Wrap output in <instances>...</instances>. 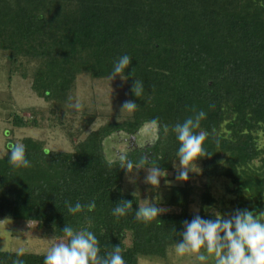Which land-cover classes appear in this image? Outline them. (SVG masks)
Returning a JSON list of instances; mask_svg holds the SVG:
<instances>
[{
	"label": "trees",
	"instance_id": "trees-1",
	"mask_svg": "<svg viewBox=\"0 0 264 264\" xmlns=\"http://www.w3.org/2000/svg\"><path fill=\"white\" fill-rule=\"evenodd\" d=\"M0 53L7 58L9 81L14 76L27 81L49 105L48 120L61 127L69 114L72 120L76 116L72 105L80 77L94 84L111 80L123 55L132 59L125 72L131 76L116 77L110 84L115 90L104 85L102 91L114 98L122 86L126 101L137 104L132 112L114 110L95 129L97 110L83 113L69 153L46 150L32 138L15 139L14 129L38 127L34 113L30 119L16 115L0 158V220L50 228L54 240L65 242V225L87 229L101 256L119 245L125 264H139L142 257L165 262L183 222L197 214L214 219L204 209L216 200L203 192L199 212L192 214V188L171 186L165 202L171 212L145 224L136 219L141 197L124 192L125 167L131 162L177 177L179 142L173 129L203 111L194 130L208 134L203 144L208 157L195 162L199 177L227 180L249 193L254 215L264 222V0H0ZM134 80L143 84L139 96L132 93ZM146 125L157 131L149 148H133L123 160L105 156L109 138H136ZM21 143L28 168L8 160L10 147ZM123 201H132V208L114 216ZM76 203L82 211L73 215L67 205ZM17 254L0 252V264L17 259L44 264L45 255Z\"/></svg>",
	"mask_w": 264,
	"mask_h": 264
},
{
	"label": "rangeland",
	"instance_id": "rangeland-1",
	"mask_svg": "<svg viewBox=\"0 0 264 264\" xmlns=\"http://www.w3.org/2000/svg\"><path fill=\"white\" fill-rule=\"evenodd\" d=\"M7 72L6 55L0 53V158L6 153L5 143L7 138L11 137L8 136V133L12 129L11 121L16 115L30 119L31 114L34 113L38 127L14 129L13 136L15 139L32 138L44 142L46 150L69 153L72 150V142L74 141L73 133L81 128L86 118L85 113L92 112L93 108L97 110V119L91 125V129H95L103 124L106 118H110L111 112L114 110L127 111V109H122L123 102L125 103L127 100L126 93L123 94L122 86H117L118 89L116 88L113 93L114 98H111L107 91H102L104 85L107 87L105 90H115V88H110L112 85L111 80L96 81L102 84H94L87 80L86 77L81 76L74 93L72 105L76 116L72 120L73 117L69 114L67 119L63 120L64 123L61 127L57 125L55 119L51 118V122L48 120L49 105L38 99L30 91L29 83L17 76H14L10 82ZM100 116H103V119H99ZM156 136L157 131L152 125L144 126L134 141L130 137L118 134L104 143L105 156L110 160H118L133 148L145 150L155 141ZM190 168L192 172H189L187 181L178 180L173 177V173H165L162 174L159 186H151L145 183V177L149 170H140L138 167H133V172L129 174L125 169L124 192L140 196L142 207L148 206L149 203L154 205L158 203L163 213L171 212L165 206L169 187L183 186L185 184L192 188L191 197L193 204L190 208L192 214L199 212L200 198L205 191H208L214 197L216 204L212 209H204V213L212 215L220 213L227 218L237 209L252 211V208L255 207L256 204L249 196V193L239 192L227 180L200 178L199 174L201 171L198 164H196V168L193 166H190ZM178 170L179 163H175L174 171L178 173ZM129 176H131L133 181L131 183L128 179ZM262 213H264V202ZM263 217L264 215L260 218ZM59 242L65 241L54 240L50 228L35 224L20 225L0 220V252L46 255L48 250ZM139 264H200V262L195 259V255L179 256L174 250L169 253L165 262L142 257L139 259ZM205 264H215L214 258L210 256Z\"/></svg>",
	"mask_w": 264,
	"mask_h": 264
},
{
	"label": "clouds",
	"instance_id": "clouds-1",
	"mask_svg": "<svg viewBox=\"0 0 264 264\" xmlns=\"http://www.w3.org/2000/svg\"><path fill=\"white\" fill-rule=\"evenodd\" d=\"M131 62L132 59L128 55L119 57L110 74L111 81L116 77L122 81L130 77L131 72L128 76L125 72L129 69ZM133 90H135V95L139 96L143 90V84L134 80L132 93ZM136 107V103L126 101L122 109L132 112ZM205 116L206 114L200 111L182 124L175 125L173 129L179 142L177 152L179 170L176 178L180 181L188 180L190 166L196 168L195 162L200 160V157H208L203 147L208 134L206 132L194 133ZM8 160L16 168L30 166V161L26 158L25 146L22 143L10 147ZM125 169L127 173H132V163L129 162ZM161 178V170L152 168L145 177V183L159 186ZM128 179L130 183L133 182L131 176ZM67 208L68 212L73 215L82 211L80 203L74 206L68 204ZM131 208L132 201H123L120 206L113 209V215L125 216ZM87 209L90 212L93 211L95 202L89 203ZM161 212L160 207L149 203L146 207L136 209V219L147 224L159 217ZM254 213V211L237 209L227 218L217 213L214 219H204L197 214L191 221L183 222L184 230L178 234L180 239L175 243V252L179 256L195 255V259L200 264H205L210 256L214 258L215 264H264V222H261ZM62 232L67 242L53 245L44 257V264H125L119 245L113 246V250L105 256L99 255V242L92 231L87 229L74 231L72 227L65 225ZM17 255L20 256L22 253ZM14 264H24V262L17 259Z\"/></svg>",
	"mask_w": 264,
	"mask_h": 264
},
{
	"label": "crops",
	"instance_id": "crops-1",
	"mask_svg": "<svg viewBox=\"0 0 264 264\" xmlns=\"http://www.w3.org/2000/svg\"><path fill=\"white\" fill-rule=\"evenodd\" d=\"M131 139H132V141H134L135 138H131Z\"/></svg>",
	"mask_w": 264,
	"mask_h": 264
}]
</instances>
